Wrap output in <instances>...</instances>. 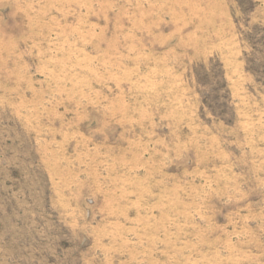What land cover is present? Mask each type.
Listing matches in <instances>:
<instances>
[{
    "label": "rangeland",
    "instance_id": "1",
    "mask_svg": "<svg viewBox=\"0 0 264 264\" xmlns=\"http://www.w3.org/2000/svg\"><path fill=\"white\" fill-rule=\"evenodd\" d=\"M0 264H264V0H0Z\"/></svg>",
    "mask_w": 264,
    "mask_h": 264
}]
</instances>
